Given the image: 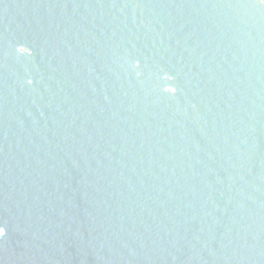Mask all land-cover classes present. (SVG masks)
<instances>
[{"label":"water","instance_id":"obj_1","mask_svg":"<svg viewBox=\"0 0 264 264\" xmlns=\"http://www.w3.org/2000/svg\"><path fill=\"white\" fill-rule=\"evenodd\" d=\"M0 264H264V0H0Z\"/></svg>","mask_w":264,"mask_h":264},{"label":"snow or ice","instance_id":"obj_2","mask_svg":"<svg viewBox=\"0 0 264 264\" xmlns=\"http://www.w3.org/2000/svg\"><path fill=\"white\" fill-rule=\"evenodd\" d=\"M0 230H3V235H5V230L2 227H0ZM3 235H0V237H2Z\"/></svg>","mask_w":264,"mask_h":264},{"label":"clouds","instance_id":"obj_3","mask_svg":"<svg viewBox=\"0 0 264 264\" xmlns=\"http://www.w3.org/2000/svg\"><path fill=\"white\" fill-rule=\"evenodd\" d=\"M0 235H3V230H0Z\"/></svg>","mask_w":264,"mask_h":264}]
</instances>
